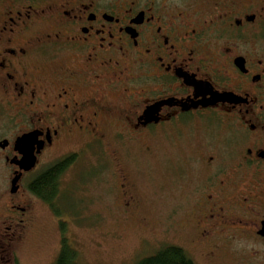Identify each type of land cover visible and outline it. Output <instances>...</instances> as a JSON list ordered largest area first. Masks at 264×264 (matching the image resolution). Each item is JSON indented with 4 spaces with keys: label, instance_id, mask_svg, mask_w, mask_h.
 <instances>
[{
    "label": "flooded vegetation",
    "instance_id": "obj_1",
    "mask_svg": "<svg viewBox=\"0 0 264 264\" xmlns=\"http://www.w3.org/2000/svg\"><path fill=\"white\" fill-rule=\"evenodd\" d=\"M0 122V164L20 175L0 208V264H18L43 202L22 181L81 152L98 154L86 172L117 177L108 206L126 221L143 206L127 161L153 157L193 191V243L213 255L264 241V0H0Z\"/></svg>",
    "mask_w": 264,
    "mask_h": 264
},
{
    "label": "rangeland",
    "instance_id": "obj_2",
    "mask_svg": "<svg viewBox=\"0 0 264 264\" xmlns=\"http://www.w3.org/2000/svg\"><path fill=\"white\" fill-rule=\"evenodd\" d=\"M113 148L124 160V145ZM96 155L81 152V158L62 175L60 197L63 196L57 198V202L61 200L59 217L44 200L45 203L38 202L18 264H54L64 237L77 248L81 264H137L143 257L168 245L183 247L196 264H264V241L260 239L226 242L213 255L209 249L215 248L214 244L210 243V247L193 243L189 238L193 231L184 228L193 191L189 185L188 189L182 186L184 176L162 175L156 168L160 160L153 157L141 158L139 162L133 157L127 161L131 167L130 179L138 185L135 187L141 193L143 206L139 211L141 219L124 220L108 206L117 202V177L109 174L100 162L95 169L104 168L101 176L90 178L97 172H86L94 165L91 162L95 160L90 157ZM49 164L42 163L36 173ZM177 164H183L181 159ZM187 175L195 183L200 178L195 180V174ZM29 181L31 179L22 181V189L28 187ZM10 188L12 180L0 164V208ZM61 222L65 223L64 233Z\"/></svg>",
    "mask_w": 264,
    "mask_h": 264
},
{
    "label": "trees",
    "instance_id": "obj_3",
    "mask_svg": "<svg viewBox=\"0 0 264 264\" xmlns=\"http://www.w3.org/2000/svg\"><path fill=\"white\" fill-rule=\"evenodd\" d=\"M73 157L59 160L52 164L35 179L31 180L28 188L40 199L48 203L59 217L62 212L58 206L57 198L60 188V178L72 165ZM95 171H97L95 169ZM62 231L65 223L61 222ZM64 233V231H63ZM80 254L73 243L67 237L61 242L60 252L54 264H81ZM137 264H196L186 250L177 245H168L156 253L143 257Z\"/></svg>",
    "mask_w": 264,
    "mask_h": 264
},
{
    "label": "water",
    "instance_id": "obj_4",
    "mask_svg": "<svg viewBox=\"0 0 264 264\" xmlns=\"http://www.w3.org/2000/svg\"><path fill=\"white\" fill-rule=\"evenodd\" d=\"M33 134H27L17 140V148L23 154L22 160L19 162L20 166L24 170H31L36 164V156L33 153L31 145V137ZM20 175H17L12 180V192H15L19 188ZM260 234L264 236V222L260 230Z\"/></svg>",
    "mask_w": 264,
    "mask_h": 264
}]
</instances>
